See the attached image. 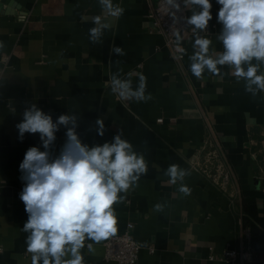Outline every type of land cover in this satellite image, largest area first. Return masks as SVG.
Here are the masks:
<instances>
[{
    "label": "crops",
    "instance_id": "1",
    "mask_svg": "<svg viewBox=\"0 0 264 264\" xmlns=\"http://www.w3.org/2000/svg\"><path fill=\"white\" fill-rule=\"evenodd\" d=\"M153 1L113 0L124 13L108 18L112 27L101 43L89 39L92 18L103 15L98 0H10L1 9L0 264H31L22 230L28 217L20 200L24 182L19 165L28 148H44L39 134L25 133L21 140L16 125L32 104L53 122L62 114L75 115L84 144L102 145L122 132L143 154L147 173L124 202L114 205L116 233L132 222L134 237L155 247L153 252L141 249L139 264H241L226 260L223 252L245 242L255 256L243 264H264V92H246L227 66L219 75L205 71L200 79L193 76L194 34H181L185 52L177 58L153 28ZM211 3V34L199 35L212 41L209 55L215 58L223 51L217 40L222 25L217 22L220 5ZM113 46L122 47L125 55L111 52ZM114 73L130 76L134 88L145 76V95L152 98L119 99L109 85ZM97 119L104 121L103 136L96 131ZM55 135L50 148L58 156L66 128L60 126ZM212 138L220 141L233 170L225 188L198 166V150ZM171 164L190 172L182 181L190 194L179 191L180 181L169 183L164 173ZM157 203L163 211H154ZM87 243L92 242L82 249L84 264H118L105 259L104 241L93 244L94 251Z\"/></svg>",
    "mask_w": 264,
    "mask_h": 264
},
{
    "label": "clouds",
    "instance_id": "2",
    "mask_svg": "<svg viewBox=\"0 0 264 264\" xmlns=\"http://www.w3.org/2000/svg\"><path fill=\"white\" fill-rule=\"evenodd\" d=\"M184 8H189L190 16L182 19L191 27L195 36L193 52L189 56L190 71L197 79L205 71L220 74V68L227 66L233 70L237 82L243 81L245 91L256 96L264 92V0H216L220 5L217 22L222 25L217 40L223 51L215 58L209 55L212 41L199 35L208 28L212 20L211 0H182ZM103 15L92 18L95 25L89 29V39L101 43L106 29L112 27L109 17L119 18L124 8L113 0H98ZM175 12L181 11L179 0H165ZM173 12L174 20H178ZM177 50L181 53L184 37L180 30L174 33ZM5 47L0 41V50ZM111 52L125 55L122 47L113 46ZM119 63V61H117ZM111 93L121 100L147 101L145 95L146 77L139 76L134 88L130 76L121 78L114 73L110 77ZM70 125V126H69ZM96 131L103 136L105 124L97 119ZM60 126L66 128V142L58 156H54L50 146L56 140ZM77 117L62 114L56 122L52 116L30 105L23 113V120L16 125L19 138L25 133L39 134L43 151L33 146L26 151L19 165L24 187L20 193L27 221L23 225L27 251L31 254V264H84L82 249L86 241L89 251L93 244L108 240L117 232L118 218L114 205L124 202L128 191L137 185L140 177L147 173V162L143 154L134 150L133 145L116 134L111 142L89 146L82 143L77 132ZM169 183L178 181L179 191L185 195L190 189L182 183L190 172L171 164L164 173ZM160 203L154 211H163Z\"/></svg>",
    "mask_w": 264,
    "mask_h": 264
},
{
    "label": "built area",
    "instance_id": "3",
    "mask_svg": "<svg viewBox=\"0 0 264 264\" xmlns=\"http://www.w3.org/2000/svg\"><path fill=\"white\" fill-rule=\"evenodd\" d=\"M181 4V11L175 12L174 9H170L165 0H154L151 5V11L149 13L153 28L162 34L164 37L165 45L171 49L173 54L177 58H182L184 53L177 50L175 44L174 33L180 30L181 34H191V27L187 26L182 19L184 16H189V8H184L182 0H179ZM173 12L178 20H174ZM212 24L209 22L208 28L204 32H200L206 35L211 34ZM9 59L8 55L3 57V61L6 63ZM5 70V65L0 67V79ZM199 153L202 158L198 162L199 168L210 177L217 185L225 188L229 181L232 179L233 170L227 164L223 147L219 140L213 138L204 141L199 148ZM262 191L264 193V184L262 185ZM133 223L130 222L128 227L120 233H116L108 240L104 241V257L107 260H115L118 264H139L140 263V251L143 248H148L150 251H154L155 247L150 242H142L134 237L132 234ZM246 235L250 238V229H246ZM254 249L251 243H243L240 248H226L223 252V257L226 260L233 262L239 261L243 264L246 261L254 259ZM264 263V260H263Z\"/></svg>",
    "mask_w": 264,
    "mask_h": 264
},
{
    "label": "water",
    "instance_id": "4",
    "mask_svg": "<svg viewBox=\"0 0 264 264\" xmlns=\"http://www.w3.org/2000/svg\"><path fill=\"white\" fill-rule=\"evenodd\" d=\"M9 1H10V0H0V11H1V9L4 7L5 4L10 3Z\"/></svg>",
    "mask_w": 264,
    "mask_h": 264
}]
</instances>
